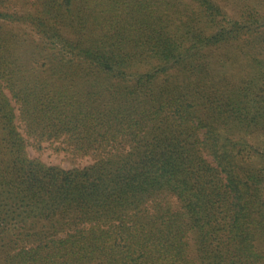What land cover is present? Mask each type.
Masks as SVG:
<instances>
[{"label":"trees","instance_id":"trees-1","mask_svg":"<svg viewBox=\"0 0 264 264\" xmlns=\"http://www.w3.org/2000/svg\"><path fill=\"white\" fill-rule=\"evenodd\" d=\"M0 264H264V0H0Z\"/></svg>","mask_w":264,"mask_h":264},{"label":"rangeland","instance_id":"rangeland-1","mask_svg":"<svg viewBox=\"0 0 264 264\" xmlns=\"http://www.w3.org/2000/svg\"><path fill=\"white\" fill-rule=\"evenodd\" d=\"M20 130L21 125L18 123ZM255 143H258L257 140H254ZM27 154L30 158H36L46 165H56L64 169L79 167L91 162L89 157L79 158L71 156L68 153L57 150L56 144L43 143L41 148L37 150L32 142L27 141ZM168 204L172 207L176 206V202L168 199ZM256 247H261L260 243H256Z\"/></svg>","mask_w":264,"mask_h":264}]
</instances>
